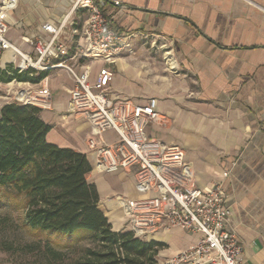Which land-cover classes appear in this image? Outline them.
I'll use <instances>...</instances> for the list:
<instances>
[{
    "label": "crops",
    "instance_id": "obj_1",
    "mask_svg": "<svg viewBox=\"0 0 264 264\" xmlns=\"http://www.w3.org/2000/svg\"><path fill=\"white\" fill-rule=\"evenodd\" d=\"M14 1L7 8L0 0V14L8 25L7 38L19 51L35 54L32 41L47 35L42 26L48 22L65 23L61 40L71 53L76 51L78 37L72 27L89 18L87 8L73 9L75 0ZM97 2L119 28L139 32L134 51L108 65L114 71L112 97L158 99L162 119L148 125V135L184 148L199 187L224 181L230 226L242 247L240 263L264 264V0ZM20 62L14 49L0 55L1 69L18 68ZM81 63L90 67L92 80L104 64L87 59ZM47 76L51 104L41 108L42 119L52 126L47 140L87 154L93 166L87 179L98 188L100 207L114 229L123 230L125 217L116 196L138 195L134 175L95 170V154L86 143L90 125L68 110L71 78L61 69L47 71ZM42 80L18 82L37 90ZM104 138L114 142L117 134L108 131ZM198 239L197 233L172 228L159 230L150 240L164 244L158 254L162 264Z\"/></svg>",
    "mask_w": 264,
    "mask_h": 264
},
{
    "label": "built area",
    "instance_id": "obj_2",
    "mask_svg": "<svg viewBox=\"0 0 264 264\" xmlns=\"http://www.w3.org/2000/svg\"><path fill=\"white\" fill-rule=\"evenodd\" d=\"M14 2L5 0V6L11 8ZM79 8H87L90 15L83 25L73 24L72 35L78 37L74 53L61 40L64 22L43 24L47 35L32 41L35 54L19 51L7 38L8 25L0 14V55L14 49L21 56L20 71L61 69L67 72L73 82L68 110L90 125L86 143L95 154V170L134 175L138 195L116 196L129 231L141 239L172 228L199 234L194 245L162 264H241L242 247L235 229L230 226L232 210L226 203L224 181L219 180L208 189L199 187L194 166L186 160L184 148L148 135V125L162 119L157 98L137 102L132 98L112 97L110 81L114 71L108 65L124 53L134 51L139 32L119 28L97 0H75L73 9ZM81 59L104 63L94 80L90 67L81 63ZM13 82L17 85L14 102L50 107L48 76L37 90ZM23 93L30 98H22ZM108 131L117 134L114 142L104 138ZM228 175L229 172L224 173V177Z\"/></svg>",
    "mask_w": 264,
    "mask_h": 264
},
{
    "label": "trees",
    "instance_id": "obj_3",
    "mask_svg": "<svg viewBox=\"0 0 264 264\" xmlns=\"http://www.w3.org/2000/svg\"><path fill=\"white\" fill-rule=\"evenodd\" d=\"M46 74L10 65L0 81L40 82ZM51 130L36 105L0 109V250L33 256L32 264H159L164 244L113 228L87 179V154L50 143Z\"/></svg>",
    "mask_w": 264,
    "mask_h": 264
},
{
    "label": "rangeland",
    "instance_id": "obj_4",
    "mask_svg": "<svg viewBox=\"0 0 264 264\" xmlns=\"http://www.w3.org/2000/svg\"><path fill=\"white\" fill-rule=\"evenodd\" d=\"M17 90V85L12 84V85H3L0 84V109L5 103L8 102H14V97H15V92ZM109 139H115V135H109ZM114 228V226H113ZM124 231H129V227L125 224V227L123 229ZM152 236H147L146 238H143L144 240H150ZM33 238H37L36 236L33 235ZM28 241L33 240L32 237L27 236ZM81 249L82 247H78L77 251L75 253L69 254V259L70 258H75L81 254ZM34 261V257L30 255H24L21 253H13V252H5L0 250V264H32ZM53 264H60V260L57 262L53 261ZM38 264H43L42 262H38Z\"/></svg>",
    "mask_w": 264,
    "mask_h": 264
},
{
    "label": "bare ground",
    "instance_id": "obj_5",
    "mask_svg": "<svg viewBox=\"0 0 264 264\" xmlns=\"http://www.w3.org/2000/svg\"><path fill=\"white\" fill-rule=\"evenodd\" d=\"M22 98L24 99H29L30 98V95H26V93H23L20 95Z\"/></svg>",
    "mask_w": 264,
    "mask_h": 264
}]
</instances>
